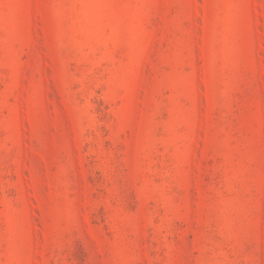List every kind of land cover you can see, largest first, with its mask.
Here are the masks:
<instances>
[{
    "label": "rangeland",
    "instance_id": "1",
    "mask_svg": "<svg viewBox=\"0 0 264 264\" xmlns=\"http://www.w3.org/2000/svg\"><path fill=\"white\" fill-rule=\"evenodd\" d=\"M0 264H264V0H0Z\"/></svg>",
    "mask_w": 264,
    "mask_h": 264
}]
</instances>
